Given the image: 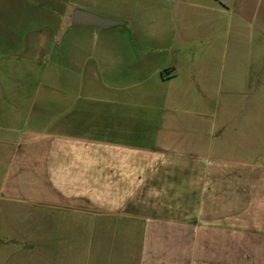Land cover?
I'll list each match as a JSON object with an SVG mask.
<instances>
[{"label":"crops","instance_id":"crops-1","mask_svg":"<svg viewBox=\"0 0 264 264\" xmlns=\"http://www.w3.org/2000/svg\"><path fill=\"white\" fill-rule=\"evenodd\" d=\"M243 2L0 0V260L264 264V148L250 130L227 112L214 134L180 126L169 106L148 130L130 122L139 109L77 101L202 96L190 52L241 36ZM76 9L124 24L76 25Z\"/></svg>","mask_w":264,"mask_h":264},{"label":"rangeland","instance_id":"rangeland-1","mask_svg":"<svg viewBox=\"0 0 264 264\" xmlns=\"http://www.w3.org/2000/svg\"><path fill=\"white\" fill-rule=\"evenodd\" d=\"M243 1L237 8L243 16V21L239 20L237 28L241 36L236 35L234 28L232 35L228 37L227 49L212 44L209 48L197 46L190 52L197 62L196 90L203 92L202 96L197 94L188 100H166L164 94L169 89L159 86L138 96L121 100L94 89L88 96L77 99L78 107L100 110L139 109L142 111L141 115L131 116L130 122L145 125L148 130H154L161 123L156 109L164 106L174 107L177 111L172 115L167 114L165 120L172 119L171 122L192 129L205 126L207 130L211 127L213 134L218 131L221 123L220 113L227 112L228 124L250 130L254 145L260 144L261 149L264 148V0ZM217 32L213 27L209 30L213 36ZM2 92L0 87V94ZM37 102L42 101L39 99ZM17 125L21 126L19 123ZM187 133L189 136L193 134ZM154 135V132L148 133L150 137ZM23 136L19 138L22 139ZM205 136L197 134L201 140L207 139V135ZM38 137L49 138L50 134L42 133ZM26 218L27 213L21 212L20 219ZM29 218H33V215ZM35 218H43V213L36 211ZM0 264H29V260L23 257L12 260L10 257L6 259L5 256L0 260Z\"/></svg>","mask_w":264,"mask_h":264},{"label":"water","instance_id":"water-1","mask_svg":"<svg viewBox=\"0 0 264 264\" xmlns=\"http://www.w3.org/2000/svg\"><path fill=\"white\" fill-rule=\"evenodd\" d=\"M72 22L76 25L93 26L99 29H109L124 24L123 21L106 18L80 9L74 11Z\"/></svg>","mask_w":264,"mask_h":264}]
</instances>
